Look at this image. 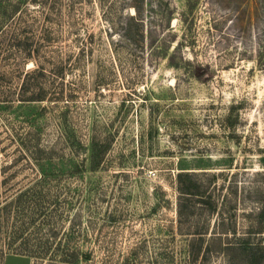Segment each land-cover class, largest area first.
Wrapping results in <instances>:
<instances>
[{"label": "rangeland", "instance_id": "rangeland-1", "mask_svg": "<svg viewBox=\"0 0 264 264\" xmlns=\"http://www.w3.org/2000/svg\"><path fill=\"white\" fill-rule=\"evenodd\" d=\"M0 264H264V0H0Z\"/></svg>", "mask_w": 264, "mask_h": 264}, {"label": "trees", "instance_id": "trees-1", "mask_svg": "<svg viewBox=\"0 0 264 264\" xmlns=\"http://www.w3.org/2000/svg\"><path fill=\"white\" fill-rule=\"evenodd\" d=\"M34 74L36 73V72H38V69H35V70H33L32 71ZM27 75H28V73H27ZM37 96V97H36ZM42 99L38 96V95H36L35 93H34V95L31 97V98H28V99H26V100H24V101H27V102H32V101H41Z\"/></svg>", "mask_w": 264, "mask_h": 264}]
</instances>
